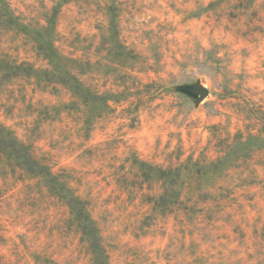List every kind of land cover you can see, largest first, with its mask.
Segmentation results:
<instances>
[{
	"label": "rangeland",
	"instance_id": "374dc122",
	"mask_svg": "<svg viewBox=\"0 0 264 264\" xmlns=\"http://www.w3.org/2000/svg\"><path fill=\"white\" fill-rule=\"evenodd\" d=\"M5 1L36 28L56 8L65 70L104 97L0 83V123L87 203L109 264H264V0ZM3 57L49 68L8 26ZM41 259L91 264L65 204L0 158V264Z\"/></svg>",
	"mask_w": 264,
	"mask_h": 264
},
{
	"label": "trees",
	"instance_id": "16d2710c",
	"mask_svg": "<svg viewBox=\"0 0 264 264\" xmlns=\"http://www.w3.org/2000/svg\"><path fill=\"white\" fill-rule=\"evenodd\" d=\"M57 9L53 8L50 15L45 19V26L31 27L20 22V18L14 16L5 0H0V26H8L16 31L25 33L32 38L36 51L42 56L49 66L48 69H35L26 62H17L6 57L0 58V83L18 77H33L38 82L55 83L64 87L72 97L79 100L83 105L88 106L92 99L104 101V97L92 94L91 91L80 82L72 72L65 70L63 62L53 44V35ZM70 65L76 60L64 59ZM106 107L107 104L105 103ZM0 158L9 166L19 169L27 177L41 179L67 207L72 222L84 239L91 256V264H109V257L104 247L100 231L95 222L91 219L87 203L74 194L62 175H56L51 167L42 159L34 156L32 147L18 140L14 133L0 123ZM158 179L174 184L177 173H165L156 170ZM169 178V180H168ZM166 196V190L159 196L157 203L162 202ZM180 192L171 189L170 198L175 199ZM38 264H56L51 260L41 259Z\"/></svg>",
	"mask_w": 264,
	"mask_h": 264
},
{
	"label": "water",
	"instance_id": "95a60500",
	"mask_svg": "<svg viewBox=\"0 0 264 264\" xmlns=\"http://www.w3.org/2000/svg\"><path fill=\"white\" fill-rule=\"evenodd\" d=\"M188 92L194 96H197L199 101L208 95L207 89H205L201 85H198L195 88L189 89Z\"/></svg>",
	"mask_w": 264,
	"mask_h": 264
}]
</instances>
